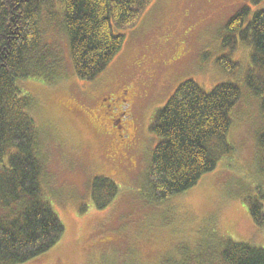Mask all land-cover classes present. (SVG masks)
I'll return each mask as SVG.
<instances>
[{
  "label": "rangeland",
  "instance_id": "374dc122",
  "mask_svg": "<svg viewBox=\"0 0 264 264\" xmlns=\"http://www.w3.org/2000/svg\"><path fill=\"white\" fill-rule=\"evenodd\" d=\"M243 7L253 12L264 0H151L133 27L114 28L124 36L122 47L92 81L75 75L61 5L45 7L38 52L46 62L19 85L40 130L44 191L65 231L25 264H180L196 255L217 264L209 253H219L227 240L264 249V225L256 226L248 211V202L258 199L264 215V121L259 99L244 84L251 50L222 46L227 22ZM229 52L232 73L217 63ZM186 80L207 91L234 82L241 97L216 168L186 192L153 204L146 173L157 139L150 126ZM111 119L120 120V129ZM97 177L119 188L101 210L93 194Z\"/></svg>",
  "mask_w": 264,
  "mask_h": 264
},
{
  "label": "trees",
  "instance_id": "16d2710c",
  "mask_svg": "<svg viewBox=\"0 0 264 264\" xmlns=\"http://www.w3.org/2000/svg\"><path fill=\"white\" fill-rule=\"evenodd\" d=\"M150 1L0 0V264L39 259L65 231L44 191L40 130L30 110L31 98L19 85L37 77L46 62L45 54L38 52L39 21L45 7L48 11L56 3L61 5L62 28L75 75L92 81L122 47L124 36L114 28L133 27ZM259 1L251 0L254 5ZM225 29L224 48L232 51L238 43L250 47L251 64L244 84L259 99L264 121V8L253 12L248 7L239 9ZM231 54L217 60L226 73L236 68ZM240 97L238 84L230 81L210 91L194 80L177 86L156 111L150 126L157 139L146 173L150 202L162 203L186 192L216 168L220 153L226 150L230 114ZM259 141L264 144V135ZM118 191L109 178H95L93 194L100 199L97 209H104ZM248 211L254 224L263 227L262 203L258 199L248 202ZM200 257L189 256L180 264H189V259L193 264H216ZM208 257L220 259L217 264H264V249L227 240L219 253L211 252Z\"/></svg>",
  "mask_w": 264,
  "mask_h": 264
},
{
  "label": "flooded vegetation",
  "instance_id": "af4514ba",
  "mask_svg": "<svg viewBox=\"0 0 264 264\" xmlns=\"http://www.w3.org/2000/svg\"><path fill=\"white\" fill-rule=\"evenodd\" d=\"M126 95H127V93H123V98L121 99V102L122 103H124L125 102V98H126ZM142 97V96H141ZM140 97V98H141ZM103 100V99H102ZM104 101H105V99H104ZM110 111L112 112V115H115V114H117V110L116 109H111L110 108ZM119 115H121V114H119ZM113 118V117H112ZM112 120V119H111ZM110 120V121H111ZM119 122H120V120H112V128L116 131V129L113 127V125H115V127L117 128V129H120V124H119ZM116 137H117V132H116Z\"/></svg>",
  "mask_w": 264,
  "mask_h": 264
}]
</instances>
